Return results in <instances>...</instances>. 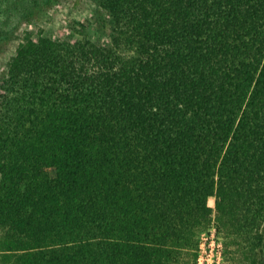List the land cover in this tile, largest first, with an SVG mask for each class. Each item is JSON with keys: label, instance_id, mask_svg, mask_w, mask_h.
<instances>
[{"label": "trees", "instance_id": "1", "mask_svg": "<svg viewBox=\"0 0 264 264\" xmlns=\"http://www.w3.org/2000/svg\"><path fill=\"white\" fill-rule=\"evenodd\" d=\"M94 1L106 43L26 32L3 73L0 264H194L213 226L264 264V0Z\"/></svg>", "mask_w": 264, "mask_h": 264}, {"label": "rangeland", "instance_id": "2", "mask_svg": "<svg viewBox=\"0 0 264 264\" xmlns=\"http://www.w3.org/2000/svg\"><path fill=\"white\" fill-rule=\"evenodd\" d=\"M25 0H0V21L9 16L8 5L15 4L14 10L18 6H22ZM97 3L94 0H64L57 2L54 6L43 8L39 17L32 22L25 23L17 30L19 37L5 52L0 53V83L3 73L7 67V62L11 55L15 52V48L21 41L24 33H29L33 38H37L41 33L52 36L61 41L73 42L78 38L88 36L98 43H106L105 38L100 37L96 32V24L93 18V11ZM16 22V21H15ZM211 205H215V198L209 200ZM214 227V226H213ZM212 227V228H213ZM211 228V229H212ZM207 232V233H205ZM203 244L201 246V241ZM212 242V245H211ZM200 245L197 250V260L194 264H198V258L201 253L210 252V248L215 249L212 252V264L217 262V246L220 243L223 248V258L220 264L225 261V245L222 236L217 229H208L200 235ZM191 256V255H190ZM185 255V259L191 262V257Z\"/></svg>", "mask_w": 264, "mask_h": 264}, {"label": "built area", "instance_id": "3", "mask_svg": "<svg viewBox=\"0 0 264 264\" xmlns=\"http://www.w3.org/2000/svg\"><path fill=\"white\" fill-rule=\"evenodd\" d=\"M213 228H215V227H213ZM212 229L210 228V230H212ZM205 233H207V232H205ZM200 244L202 246L203 240L201 241ZM211 245H212V242H211ZM214 249H215L214 247H211L210 248V252H208V253L205 252V254H204V252L201 253L199 255V258H198V264H212V252H213ZM216 254H217V259H218L216 264H220L221 260L223 258V248H222V245L220 243L217 246Z\"/></svg>", "mask_w": 264, "mask_h": 264}]
</instances>
